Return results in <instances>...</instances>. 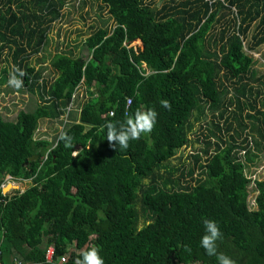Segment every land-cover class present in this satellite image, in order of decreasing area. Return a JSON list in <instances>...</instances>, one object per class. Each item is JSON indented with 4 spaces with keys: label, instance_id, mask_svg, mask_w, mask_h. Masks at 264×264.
<instances>
[{
    "label": "trees",
    "instance_id": "trees-1",
    "mask_svg": "<svg viewBox=\"0 0 264 264\" xmlns=\"http://www.w3.org/2000/svg\"><path fill=\"white\" fill-rule=\"evenodd\" d=\"M64 2L5 0L0 10V47L14 46L23 85L39 97L32 110L0 115V183L6 174L31 181L0 189V262L43 264L52 245L63 264L93 246L105 264H217L199 243L202 221L212 219L222 233L217 253L264 264V177L250 185L247 175L264 153V76L245 50L264 41V0H100L112 24L84 38L88 58L54 53L47 81L27 49L47 42L44 22ZM226 14L233 25L223 24ZM81 81L87 98L76 97L77 118L58 128L73 148L60 132L36 135L38 121L58 119ZM148 108L157 113L150 133L126 149L107 140L109 122ZM141 219L152 223L137 232Z\"/></svg>",
    "mask_w": 264,
    "mask_h": 264
},
{
    "label": "rangeland",
    "instance_id": "rangeland-1",
    "mask_svg": "<svg viewBox=\"0 0 264 264\" xmlns=\"http://www.w3.org/2000/svg\"><path fill=\"white\" fill-rule=\"evenodd\" d=\"M168 1L170 0H151V2L156 4L158 7ZM4 7L5 0H0V10L4 9ZM45 16L48 17L49 14ZM223 20V24L233 25L232 15L226 14L223 17ZM44 23L48 24L49 26L47 29V42L44 43L41 46L39 52L36 53L28 48L27 53L29 55L27 59L29 64L34 66L35 69L40 70L41 76L45 80L49 81L56 75V71L50 65V59L54 53L59 51L67 53L71 52L73 55H80L84 58H88L90 54L88 49L83 45L84 38H86V36H88V34L98 26L112 24V19L108 15L106 6H104L100 0H65L64 5L59 11V15L53 20H47ZM254 31L255 29L252 25L248 32V39H250V35ZM2 44L3 41H0V46ZM13 48V45H11V48H8V46H4L2 48L0 47V115L5 119L13 118L20 109H34L39 101L38 91L35 87L32 91L28 90L24 85L21 88L16 89L7 84V78H2L3 69L6 70L5 74L8 77V72L14 65L12 62ZM245 50L246 52L250 53L254 59H256L254 62V67L256 68L255 76L262 78V76H264V41L260 43L254 50H250L246 46ZM250 83L254 86L258 85L256 81H250ZM256 99H258V97ZM82 101L83 98H81V102ZM81 102H78L76 106H80ZM70 116L73 120L76 119L78 116V111H72ZM68 122H70V117ZM60 124H62L61 119H40L38 121L36 135L45 137L48 140H53L59 131L58 128ZM225 137L227 136L225 135ZM186 151H190V148L187 146L180 148L177 153L183 154ZM255 165L250 166L253 171L252 174L256 173L257 178H263V152H258V158ZM197 175L198 171H195L193 176ZM247 175L251 174H248L247 172ZM184 179L189 180L190 178L185 176ZM30 182V180H26L24 182L20 181L19 186L24 188L28 186ZM15 183L18 185L17 182ZM15 183L14 185L9 183L10 186H6L3 191L5 192L9 189L13 190V188L14 190H17V185ZM250 185L253 184L250 183ZM18 190H21V188ZM254 194L255 193L251 192V195Z\"/></svg>",
    "mask_w": 264,
    "mask_h": 264
},
{
    "label": "clouds",
    "instance_id": "clouds-1",
    "mask_svg": "<svg viewBox=\"0 0 264 264\" xmlns=\"http://www.w3.org/2000/svg\"><path fill=\"white\" fill-rule=\"evenodd\" d=\"M24 75L25 73L23 69L13 65L8 72L7 84L16 89L21 88L23 86L22 78ZM160 104L164 108H170L169 101L166 99H162ZM156 118L157 113L153 108L137 110L133 115L119 123L118 126L109 122L107 124L106 138L110 143L115 141L119 148L126 149L130 140L139 139L142 134H148L151 132L156 123ZM59 139L64 142L65 147L73 148L74 144L72 143V136L69 133L61 131ZM73 155H76L75 151H73ZM151 223V220L141 219L136 224L135 230L137 232L143 231L144 228ZM202 223L204 231L200 237V246L208 255L216 256L217 264H234V261L228 255L217 253L216 251V241L222 236L216 221L212 219H204ZM74 264H105V261L104 257L100 254L99 249L93 246L83 250L75 259Z\"/></svg>",
    "mask_w": 264,
    "mask_h": 264
},
{
    "label": "built area",
    "instance_id": "built-area-1",
    "mask_svg": "<svg viewBox=\"0 0 264 264\" xmlns=\"http://www.w3.org/2000/svg\"><path fill=\"white\" fill-rule=\"evenodd\" d=\"M76 97H77V99H76ZM81 98H83V100H85L87 98L86 86L82 83V81L74 88V91H73L71 98H70V102L68 103L67 106H65V108L63 109V113L58 118V119L62 120V124H60V126H59L60 130L63 129L65 123L68 122L70 112L75 109L76 101H81ZM75 99H76V101H75ZM126 102H127V104H129L130 98H127ZM77 110H79V107ZM112 113H113L112 111H109L110 115H112ZM60 130L58 131V133L60 132ZM256 176H257L256 173L249 175L250 180H251L250 182L252 184H253L254 178H257ZM20 181L24 182V181H26V179H20V178L13 177L9 174H6L2 178V181L0 183L1 192L3 194L4 193H11L12 189L7 190L6 192H4L3 189L5 188V186L7 184L11 183L12 185H14L15 182L18 183V185L15 183L17 185V189L21 188V190H22L23 189L22 186H19ZM53 254H54L53 246L52 245L46 246L45 251H44L43 264H49V263H53V262H55V264H63L65 262V260H66L65 255H60L57 259H54ZM0 264H4V263L0 262ZM12 264H24V262H22L20 260H15V261H13Z\"/></svg>",
    "mask_w": 264,
    "mask_h": 264
},
{
    "label": "water",
    "instance_id": "water-1",
    "mask_svg": "<svg viewBox=\"0 0 264 264\" xmlns=\"http://www.w3.org/2000/svg\"><path fill=\"white\" fill-rule=\"evenodd\" d=\"M36 157H37V155H34V156H33V158H36Z\"/></svg>",
    "mask_w": 264,
    "mask_h": 264
},
{
    "label": "bare ground",
    "instance_id": "bare-ground-1",
    "mask_svg": "<svg viewBox=\"0 0 264 264\" xmlns=\"http://www.w3.org/2000/svg\"><path fill=\"white\" fill-rule=\"evenodd\" d=\"M7 185L10 186L9 184H7ZM7 185H6V186H7Z\"/></svg>",
    "mask_w": 264,
    "mask_h": 264
}]
</instances>
